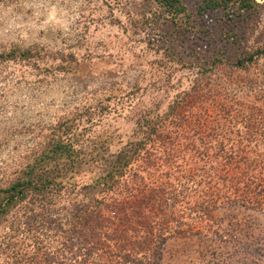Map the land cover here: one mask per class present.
<instances>
[{
  "label": "rangeland",
  "instance_id": "1",
  "mask_svg": "<svg viewBox=\"0 0 264 264\" xmlns=\"http://www.w3.org/2000/svg\"><path fill=\"white\" fill-rule=\"evenodd\" d=\"M202 1L180 0L183 10L170 16L154 0H0V53L27 51L0 60V186L56 140L75 150L67 157L75 154L74 167L60 172V198L22 202L0 222V234L17 226L20 254L68 264L69 247L102 263L96 250L60 230L105 195L96 177L128 142L145 137L137 126L143 118L186 107L264 110V54H256L264 48V0L207 9ZM140 152L130 173L163 174ZM61 158L59 166L69 161ZM145 194L134 209L117 210L119 264H264L263 212L205 207L193 195L154 203L149 213L142 207L152 191Z\"/></svg>",
  "mask_w": 264,
  "mask_h": 264
},
{
  "label": "trees",
  "instance_id": "2",
  "mask_svg": "<svg viewBox=\"0 0 264 264\" xmlns=\"http://www.w3.org/2000/svg\"><path fill=\"white\" fill-rule=\"evenodd\" d=\"M154 1L170 16L183 10L180 0ZM227 1L203 0L200 6L203 9L224 6ZM237 1L246 8L253 0ZM258 53L264 54V48ZM26 54L27 51L14 54L10 49L0 53V60L24 58ZM235 64L240 66L241 60L237 59ZM141 121L137 126L145 128V137L128 142L125 147L129 148L118 151L96 177L104 196L109 193L108 202H103L104 196L92 198L91 209L82 215H73L74 219L60 230L65 240L80 238V243L88 245L87 251L96 250L97 254L93 252L102 263H90L85 253L73 256L72 248L67 247L68 264H119L121 234L115 228L117 210L127 204L134 209L137 197H147L148 189L152 191V200L148 199L142 208L149 213L154 203L175 197L184 200L193 195L205 207L232 203L264 213V110L259 107H186L183 111L163 112L154 121L144 118ZM141 150L145 162L157 169L164 168L163 174L153 171L149 177H143L129 172V165L135 156L140 158ZM73 153L75 150L69 142L56 140L46 153L35 157L11 181L0 186V222L22 202H25L24 207L34 203L42 206L60 198L65 193L60 172L65 167H74L75 154L72 159L67 158ZM62 156L69 161L59 166ZM194 212L202 214V211ZM8 230L12 232L0 234V254L5 258L2 264H40L36 251L20 254L16 248L12 238L17 226L12 225ZM31 232L46 234L41 229ZM154 234H160L159 228ZM101 236L108 242L99 239Z\"/></svg>",
  "mask_w": 264,
  "mask_h": 264
}]
</instances>
